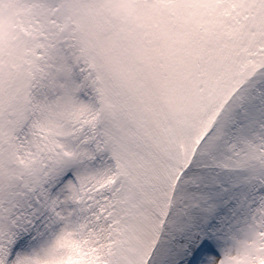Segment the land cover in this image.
<instances>
[{
    "label": "snow or ice",
    "instance_id": "obj_1",
    "mask_svg": "<svg viewBox=\"0 0 264 264\" xmlns=\"http://www.w3.org/2000/svg\"><path fill=\"white\" fill-rule=\"evenodd\" d=\"M0 264H264V0H0Z\"/></svg>",
    "mask_w": 264,
    "mask_h": 264
}]
</instances>
